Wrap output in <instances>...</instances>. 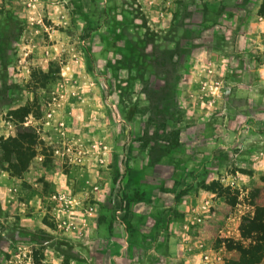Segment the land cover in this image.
Wrapping results in <instances>:
<instances>
[{
  "label": "rangeland",
  "instance_id": "374dc122",
  "mask_svg": "<svg viewBox=\"0 0 264 264\" xmlns=\"http://www.w3.org/2000/svg\"><path fill=\"white\" fill-rule=\"evenodd\" d=\"M260 2L0 0V264L237 262L264 208Z\"/></svg>",
  "mask_w": 264,
  "mask_h": 264
},
{
  "label": "trees",
  "instance_id": "16d2710c",
  "mask_svg": "<svg viewBox=\"0 0 264 264\" xmlns=\"http://www.w3.org/2000/svg\"><path fill=\"white\" fill-rule=\"evenodd\" d=\"M257 15L264 16V0H261L257 9ZM17 153V146H9ZM4 150V159L8 161L9 154ZM253 206V214L246 216L244 222L241 223L239 230L243 238L248 240L247 245L238 242L234 248L238 254L237 262L234 264H259L264 260V208ZM242 238V236H241Z\"/></svg>",
  "mask_w": 264,
  "mask_h": 264
},
{
  "label": "crops",
  "instance_id": "0c3cea01",
  "mask_svg": "<svg viewBox=\"0 0 264 264\" xmlns=\"http://www.w3.org/2000/svg\"><path fill=\"white\" fill-rule=\"evenodd\" d=\"M241 10H243V9H241ZM254 81V80H253ZM0 124H2L1 122H0ZM1 126V125H0ZM173 256L174 255H170V253L168 252V254L166 255V258L163 260L164 261V263L163 264H173L172 262H171V259L173 258ZM180 264V263H179ZM183 264H186V262L185 263H183Z\"/></svg>",
  "mask_w": 264,
  "mask_h": 264
}]
</instances>
